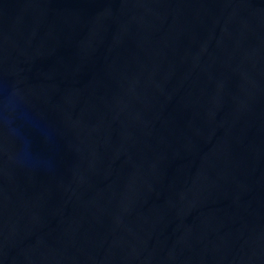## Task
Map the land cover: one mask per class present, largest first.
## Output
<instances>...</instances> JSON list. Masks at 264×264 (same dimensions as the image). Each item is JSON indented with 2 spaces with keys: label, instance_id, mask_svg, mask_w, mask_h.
<instances>
[{
  "label": "water",
  "instance_id": "95a60500",
  "mask_svg": "<svg viewBox=\"0 0 264 264\" xmlns=\"http://www.w3.org/2000/svg\"><path fill=\"white\" fill-rule=\"evenodd\" d=\"M0 264H264V0H0Z\"/></svg>",
  "mask_w": 264,
  "mask_h": 264
}]
</instances>
